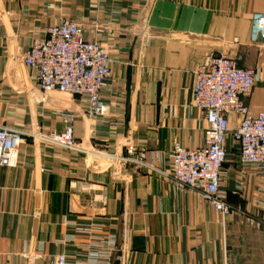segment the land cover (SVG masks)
I'll use <instances>...</instances> for the list:
<instances>
[{"label":"crops","instance_id":"crops-1","mask_svg":"<svg viewBox=\"0 0 264 264\" xmlns=\"http://www.w3.org/2000/svg\"><path fill=\"white\" fill-rule=\"evenodd\" d=\"M64 20L109 51L102 118L78 97L44 99L21 60ZM262 21L264 0H0V126L48 134L70 113L78 143L24 134L18 164L0 166V264H57L60 255L68 264H264V233L237 212L264 217V176L240 170L232 138L221 188L235 211L226 218L170 178L175 144H205L193 91L207 57L240 55V68L257 69L246 103L264 111ZM128 145L147 148L144 165L118 163Z\"/></svg>","mask_w":264,"mask_h":264},{"label":"built area","instance_id":"built-area-1","mask_svg":"<svg viewBox=\"0 0 264 264\" xmlns=\"http://www.w3.org/2000/svg\"><path fill=\"white\" fill-rule=\"evenodd\" d=\"M261 24L264 26V21ZM261 36L264 40V31ZM241 59L240 55L236 58L211 56L197 67L193 101L204 111L207 122L205 144L190 149L177 143L171 153V180L180 187L197 191L222 218L235 211L221 188L229 154L227 138H232L238 145L240 170L244 173L254 168L264 176V111L253 115L246 103L257 81L258 70L240 68L238 62ZM21 60L34 71V80L44 99L56 94L71 95L87 103L93 118L105 116L107 107L101 92L112 75L111 57L106 47L85 38L83 26L77 21L64 20L48 26L43 37L33 39ZM233 114L238 117V126L231 130L229 117ZM64 116V129L48 134H43L39 128L23 132L0 126V166L15 167L18 164L24 134H30L41 143L76 148L74 116L70 113ZM147 157L146 147L128 145L117 161L121 166H142ZM237 212L248 227L264 233V217L242 210ZM78 230L90 231L85 227ZM57 264H68L66 256L60 255Z\"/></svg>","mask_w":264,"mask_h":264}]
</instances>
